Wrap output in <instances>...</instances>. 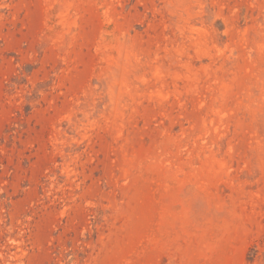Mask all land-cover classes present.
Listing matches in <instances>:
<instances>
[{
	"label": "rangeland",
	"instance_id": "rangeland-1",
	"mask_svg": "<svg viewBox=\"0 0 264 264\" xmlns=\"http://www.w3.org/2000/svg\"><path fill=\"white\" fill-rule=\"evenodd\" d=\"M0 264H264V0H0Z\"/></svg>",
	"mask_w": 264,
	"mask_h": 264
}]
</instances>
